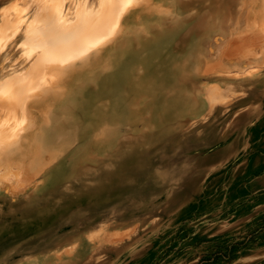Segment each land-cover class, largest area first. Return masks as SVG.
<instances>
[{
  "label": "rangeland",
  "instance_id": "obj_1",
  "mask_svg": "<svg viewBox=\"0 0 264 264\" xmlns=\"http://www.w3.org/2000/svg\"><path fill=\"white\" fill-rule=\"evenodd\" d=\"M162 1L116 24L114 37L125 35L70 79L42 72V88L65 92L53 112L45 97L25 98L36 137L22 174L0 187V264H264L258 2L194 0L192 13L205 16L180 14L193 19L180 29L177 4ZM16 4L26 10L0 0V25ZM1 32L0 83L30 75L34 57L16 49L24 38ZM205 49L209 68L197 67ZM183 54L186 64L175 57ZM213 87L222 96L208 102Z\"/></svg>",
  "mask_w": 264,
  "mask_h": 264
},
{
  "label": "bare ground",
  "instance_id": "obj_2",
  "mask_svg": "<svg viewBox=\"0 0 264 264\" xmlns=\"http://www.w3.org/2000/svg\"><path fill=\"white\" fill-rule=\"evenodd\" d=\"M22 1L26 3V10L22 9L17 4L12 6L9 12L7 11L2 17L0 25L3 32H11V35L8 36L9 38L7 37V41L16 40L19 37L24 38L25 43H20L16 46L18 58L30 59L32 56L34 57L29 66L30 75L22 71H17L14 75L7 74L0 83V107L7 111V117L11 120L10 126L7 125V123H10L7 119L4 123L5 125L0 123L1 188L8 187L10 181L17 180L22 174L25 166L23 159L30 156L31 145L36 137V133L33 131L36 120H34L33 115H30L34 105L31 106L26 102H29L31 97V100L34 98L38 99V97H45L48 110H52L51 112L54 111L57 103L60 104L62 102L58 101L59 94L61 93V95H64L65 93L62 89L54 91L52 84L46 86V89H44L45 86L42 88L44 83H42L43 78H41L42 72L47 71L46 74L49 73V76L54 79V83L57 79L60 82L70 79L73 74H78L88 61L95 59L99 54L105 51L109 45L113 44L116 39L122 38L125 35L126 31L120 37H114L115 35H113L112 32L113 28H116V24H120V21L123 19L129 21L135 18L136 12H145V6L151 5L147 3L154 2V0H100L97 4L94 0H70L68 1V3L70 2L68 5L69 11H67V9H64L65 0ZM255 1L256 3L258 2V4L253 13L254 17H252V35L257 40H264V0ZM255 1L253 2L255 3ZM162 2L163 5H165L167 1L164 2L163 0ZM173 2L177 4L176 13L178 14L175 24L182 29L183 21L190 23L191 21L193 22V19L192 17L187 19L186 17L180 16V14L186 13L193 16V14H198V10L196 13H192V10H196L192 7L194 6L192 5L194 0H174ZM254 3L253 7H255ZM169 4L171 3H168L167 7H169ZM141 6H144V9ZM33 8H38L37 15L28 22L24 19V12L27 11V14ZM166 10L164 8V12ZM172 11L171 14L174 13V11ZM245 12L247 13V10ZM199 14L201 15L203 13ZM203 15L205 16V14ZM203 15L199 17L200 20L201 17H204ZM171 19L172 18L169 19L170 23L172 22ZM164 20L166 19L164 18ZM169 25L170 24H168V26ZM166 26L167 24L165 27ZM197 26L199 28V25ZM189 29L193 31L192 28ZM115 32L119 34L117 29ZM0 34H2V32ZM249 34L248 32L247 35L249 36ZM175 44L174 47H176ZM5 46L6 41H4L1 46V53L5 52ZM181 48H183L182 44ZM206 49L205 51L200 50L202 58H199L201 60L197 62V67H200L202 64L207 66L210 61V51ZM175 57H178L179 60L183 59L184 64L187 63V56L185 54L181 56L176 55ZM207 68L209 67L207 66ZM204 73V75L208 74L206 73V69ZM223 76L226 77V75ZM221 96L222 92L218 87L210 88L206 92L208 102L218 101ZM26 97L29 98V101L25 99ZM23 120H25V122L27 121L26 124L25 122L24 124L21 123ZM19 123L21 126L25 125L27 129L30 128L31 131H19ZM21 129L23 128H20V130Z\"/></svg>",
  "mask_w": 264,
  "mask_h": 264
}]
</instances>
